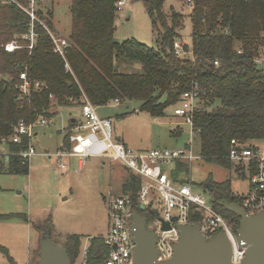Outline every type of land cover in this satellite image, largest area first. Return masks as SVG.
I'll use <instances>...</instances> for the list:
<instances>
[{
  "label": "trees",
  "instance_id": "obj_1",
  "mask_svg": "<svg viewBox=\"0 0 264 264\" xmlns=\"http://www.w3.org/2000/svg\"><path fill=\"white\" fill-rule=\"evenodd\" d=\"M143 1L158 32L156 45L136 38L117 40L119 0H72V27L66 37L68 70L65 58L55 51L48 29L36 24L38 36L34 48L29 49L28 13L15 3L0 0V138L11 136L21 120L37 123L42 117L53 116L50 93L55 94L59 105L71 104V99L80 104L83 94L97 107L124 99L138 100L142 111L166 117L167 109L176 106L185 91L197 88L194 130L200 139L202 158L235 168L228 158L232 139L242 143L264 141V66L254 61L264 46V0H193L192 40L184 42L190 53L183 57L176 54L174 44L181 40L185 14L174 8L166 13V0ZM38 15L55 33L52 10L44 16L41 8ZM14 39L22 48L7 52L5 44ZM23 71L45 87L32 89L30 97H21L17 85ZM65 144L70 147L68 136ZM28 145L27 136L21 143H9L13 152ZM5 159V173L29 174V161L20 155ZM177 168L184 175L172 172L173 178L189 181V164L179 162ZM124 170L127 177L121 194L128 195L142 215L153 219L155 214L142 210L139 203L143 180L126 167ZM207 183L215 207L239 227L240 217L223 206L239 201L232 182L214 181L210 175L203 186ZM17 217L26 219L24 213L0 214L2 219ZM192 221L200 222L201 216H193ZM48 226L41 228L45 236ZM84 238L82 234H67L65 247L73 263ZM0 249L12 262L7 248ZM110 250L103 235L90 237L88 264L105 263Z\"/></svg>",
  "mask_w": 264,
  "mask_h": 264
},
{
  "label": "rangeland",
  "instance_id": "obj_2",
  "mask_svg": "<svg viewBox=\"0 0 264 264\" xmlns=\"http://www.w3.org/2000/svg\"><path fill=\"white\" fill-rule=\"evenodd\" d=\"M71 2L72 0H44L38 7V11L42 8L44 16H49V11L52 10V25L57 35L64 37L70 35ZM172 8L185 14L180 39L185 43H191V5L187 0H166L163 10L169 13ZM115 35L119 41L136 38L143 43L156 45L158 32L153 27L143 0H126L123 8L118 9ZM135 66L140 68L138 64ZM77 104L74 105L75 110L70 107L61 109L50 124L38 125L39 133L33 138L37 153L31 157L29 174H10L0 170V213H25L37 227L43 229L44 226L49 225L48 235L64 245L67 234L76 233L85 236L73 264H79L85 246L90 245V237L104 236L107 233L109 214L106 196L110 191L121 193L123 182L127 177L124 168H120L123 167L122 163L111 164L108 159L98 155L88 157L84 166L80 168L78 157L68 158L70 164L65 169L58 168L55 156H46V151L56 152L64 141L63 130L70 122V113L76 111L78 114L81 111ZM140 104L138 100L124 99L119 102L113 101L101 108L97 107V111L99 115L111 117L115 136H120L127 146L137 150L185 147L192 139L194 159L189 164L187 177L195 192L207 197L211 196L208 188L203 186L210 175L214 181L230 180L235 194L246 195L249 192L250 180L246 173L202 158L198 134L191 133V126L185 123L183 118L174 115L175 106L167 109L168 116L154 117L149 112L142 111ZM56 105L57 103L54 102L51 109L55 110ZM177 169L174 170L173 166L168 168L170 171L184 175V171ZM157 201H160V197ZM15 222L12 219L0 220V243L8 245V248L11 246V254L13 252L21 255L22 249L23 253H26L27 244L23 248L24 242L20 238L16 242L13 239L14 232L9 225L16 224ZM36 231L38 232V229L35 228L33 235H36ZM18 234L24 239L23 232ZM44 236L43 233L42 237ZM39 249L40 244L36 254ZM0 264H10L1 249Z\"/></svg>",
  "mask_w": 264,
  "mask_h": 264
},
{
  "label": "built area",
  "instance_id": "obj_3",
  "mask_svg": "<svg viewBox=\"0 0 264 264\" xmlns=\"http://www.w3.org/2000/svg\"><path fill=\"white\" fill-rule=\"evenodd\" d=\"M8 3H15L23 8L29 15L30 28L26 35L29 41V49H33L38 36L36 24L39 22L48 29L54 44L55 51L59 52L66 60L68 40L66 37L56 35L40 19L38 7L44 0H27L22 3L19 0H3ZM126 0H119V8H123ZM192 6L193 0H188ZM22 48L17 39L5 44L7 52H14ZM175 52L178 56H187L189 51L184 48V42L177 40L174 44ZM255 63L264 66V46L255 57ZM218 63V62H216ZM66 68L71 70L70 64L66 60ZM21 97H30L32 89H41L45 84L41 81H34L27 71L20 74V83L17 85ZM50 98L54 102L55 94L50 93ZM199 98V91L194 88L185 91L179 103L173 109L175 115L183 118L185 123L191 126V133L194 130V112ZM71 102L75 103L74 99ZM57 103V102H56ZM82 109V121L74 124L68 130L70 147H64L53 154L57 158L58 167L65 169L68 158L78 157L83 162L90 156L98 155L108 159L110 162L122 163L135 175L143 180L139 191V203L145 206V210L153 212L155 217L150 220L156 225L155 230L161 235L159 247L163 251V257L171 253L173 240L177 238L176 225L179 223H191L193 216L200 215L202 231L206 237L210 238L224 231L232 244V264H240L246 256V241L239 240L236 223L226 218L216 207L213 199L206 195L195 192L190 181H177L173 178V170H168L173 166L174 170L179 162L190 164L194 159L192 139L185 147H162L151 150H137L127 146L118 139L113 131L112 118L102 117L86 94L82 95L80 102ZM48 117H42L37 123H27L21 120L16 126L14 133L9 137L0 138V159L9 157L11 154H18L25 161H30L31 157L37 153L32 139L35 135L36 127L41 123H47ZM24 136L29 139L26 149L13 152L9 143H21ZM228 158L249 176L250 190L246 195H238V203L248 212L256 213L264 210V141L254 140L242 143L237 139L231 140V149ZM211 193V191H210ZM160 197V201L157 198ZM106 205L110 225L104 235L105 242L110 246V253L104 264H132L135 247L133 234L131 232L130 208L133 207L128 195L116 192H109L106 196ZM159 205V206H158ZM161 210V213H160ZM157 211V212H155ZM163 221L170 222L173 228L169 231H162ZM88 246L84 248V254L79 264H88Z\"/></svg>",
  "mask_w": 264,
  "mask_h": 264
},
{
  "label": "water",
  "instance_id": "obj_4",
  "mask_svg": "<svg viewBox=\"0 0 264 264\" xmlns=\"http://www.w3.org/2000/svg\"><path fill=\"white\" fill-rule=\"evenodd\" d=\"M207 188L212 190L209 185ZM223 206L240 217L238 238L240 241L245 240L247 246L246 256L240 264H264V210L248 213L238 202H225ZM141 209L145 210V206H141ZM130 214L135 243L132 264H232V244L224 231L208 238L200 223H179L176 225L177 238L173 240L171 253L163 257L159 247L161 235L155 230L154 222H150L147 216L132 206ZM172 228L170 222L163 221L162 231ZM36 264L73 262L65 245L58 243L51 235H46L41 237Z\"/></svg>",
  "mask_w": 264,
  "mask_h": 264
},
{
  "label": "crops",
  "instance_id": "obj_5",
  "mask_svg": "<svg viewBox=\"0 0 264 264\" xmlns=\"http://www.w3.org/2000/svg\"><path fill=\"white\" fill-rule=\"evenodd\" d=\"M115 102H119V101H115ZM77 103H71V104H68V105H59L58 103H57V105L55 106V110H53V108H52V110L51 111H53V113H54V115L53 116H51V117H48V119H49V121L47 122V123H44V124H41L40 123V125H47V124H50L51 122H52V120H53V118L55 117V116H57L58 114H59V111L61 110V109H63V108H69L70 107V109L72 108L73 110H75V107H74V105H76ZM77 105H79L80 106V108H81V105L78 103ZM74 107V108H73ZM101 108V107H100ZM98 109V108H97ZM58 112H57V111ZM74 114V115H73ZM101 115V114H100ZM70 116H71V119H70V122L68 123V125H67V127H66V129L65 130H63L64 132H65V139H64V141L62 142V144L58 147V149L57 150H59V149H61V148H64L65 146H66V141H67V136H68V130H69V128L71 127V126H73L74 124H76V123H78V122H80V121H82V109H81V111H79V113L78 114H76V111H75V113H70ZM102 117H109V116H107V115H101ZM111 118V117H110ZM38 130H39V128H38V126L36 127V131H35V135H37L39 132H38ZM61 131H62V129H61ZM35 135H34V137H35ZM33 137V138H34ZM118 139H120L121 140V138H120V136H116ZM32 143H33V139H32ZM67 147V146H66ZM54 152H50V151H46L45 152V154H46V156H48V157H53V155H49V154H53ZM73 157H75V156H73ZM70 158H72V157H70ZM8 159V157L5 159V160H7ZM30 161H31V159H30ZM29 161V173H30V171H31V162ZM110 162V161H109ZM84 163H85V161L83 162L82 160H80V158H78V167L80 168V167H83L84 166ZM111 164L113 163V162H110ZM118 163V162H117ZM70 164V162L68 161V164H67V167L66 168H68V165ZM121 166V165H120ZM119 166V167H120ZM123 166V165H122ZM5 168V165H4V163H3V160L2 159H0V170L1 171H3V169ZM59 168V167H58ZM121 169H123L124 167H120ZM4 172V171H3ZM5 173V172H4ZM118 174V173H117ZM110 192H113V191H110ZM105 197V196H104ZM9 213H22V212H9ZM9 213H0V214H9ZM25 214V213H24ZM25 216H27L26 214H25ZM16 219H19V220H21L22 222H17V220ZM0 220H2V221H6V220H9V219H2V218H0ZM12 220H14V221H16L15 223L16 224H10L9 225V227H10V229L12 228V230H13V239L15 240V242H16V240L18 239V238H20L24 243L22 244V246H23V248L25 247V244H27V249H25V251H26V253H23V249H22V254L20 255V253H13L12 252V254L10 253V248H11V246L8 248V245H3V244H1L0 243V246H3V247H5V248H7V250H8V252H9V254H10V256L12 257V262H11V260H9L7 257V259H8V261H9V263L10 264H36L37 263V254H36V250H37V248H38V246H39V244H40V241H41V237H42V235H41V231H39L40 229H41V227H37V225H35V224H33L32 223V221L31 220H29L28 219V216L26 217V219L25 218H21V217H17V218H12ZM109 225H110V219H109V224H108V229H109ZM35 228L36 229H38V232L36 231V235H33V230H35ZM10 231V230H9ZM18 232H23V235H22V237H24V239H22L21 238V236L18 234ZM10 233V232H9ZM74 234V233H73ZM33 238H35L34 240H33ZM1 240V239H0ZM1 242V241H0ZM3 252V251H2ZM4 253V252H3ZM5 254V253H4ZM6 256V255H5Z\"/></svg>",
  "mask_w": 264,
  "mask_h": 264
},
{
  "label": "flooded vegetation",
  "instance_id": "obj_6",
  "mask_svg": "<svg viewBox=\"0 0 264 264\" xmlns=\"http://www.w3.org/2000/svg\"><path fill=\"white\" fill-rule=\"evenodd\" d=\"M208 185H209V184H207L206 187H207ZM209 186H210V185H209ZM147 217H148V216H147ZM148 219H149V217H148ZM150 220H151V219H149V221H150Z\"/></svg>",
  "mask_w": 264,
  "mask_h": 264
}]
</instances>
